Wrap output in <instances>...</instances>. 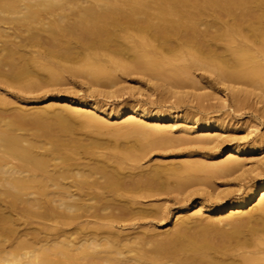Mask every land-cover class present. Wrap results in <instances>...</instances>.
<instances>
[{"label": "bare ground", "instance_id": "bare-ground-1", "mask_svg": "<svg viewBox=\"0 0 264 264\" xmlns=\"http://www.w3.org/2000/svg\"><path fill=\"white\" fill-rule=\"evenodd\" d=\"M44 40L42 49L28 50ZM172 51L177 55H171L173 59L164 54ZM124 56L130 63L122 60ZM180 58L182 68L177 65ZM193 70L214 75L231 92L237 108L250 95L264 103V0H0V77L7 72V77L19 81L15 90L67 87L64 77L60 80V72H66L85 81L89 93L99 95L107 91L102 87L117 84L118 71L183 85ZM39 72L47 74L49 84L32 79ZM157 82L163 91L176 95L172 104L176 111H153L139 104L109 109L86 97L61 96L38 102L32 111L37 115L29 120L32 114L27 116L24 103L0 96V264H264V174L227 208L208 207L206 199L213 195L205 191V182L200 192L205 197L193 203L199 210L185 216L186 207L176 209V225L164 235L155 234L149 220L145 226L137 223L165 218L163 206L148 211L142 205L171 193L174 180L183 189L197 175L208 179L243 175L244 162L233 157L249 153L220 134L225 128L221 117L202 121L195 116L214 111L202 106L207 96H198V113L189 116L179 110L182 97H177V90L172 93V84ZM243 83L257 84L261 90L245 91ZM217 99L219 109L225 108L226 96ZM9 106H15L13 113ZM55 106L63 112L45 122L44 115ZM68 118L81 119L82 128L96 135L104 130L112 131L114 138L136 134L140 144L130 148L117 139H95L101 136L80 139L76 130L82 128L74 130ZM114 123L132 132L123 135L112 128ZM166 124L179 127L181 137L167 138L171 129H163ZM190 130L199 136L190 138ZM212 133L213 138L202 137ZM172 143L213 144L214 158L227 159L187 161L177 167L163 164L166 168L157 165L145 171L149 162L144 166L142 162L148 154ZM194 194L178 203L187 206ZM29 214H43L49 224L34 223ZM217 222L240 233L233 232L237 234L232 238L220 232L216 238Z\"/></svg>", "mask_w": 264, "mask_h": 264}, {"label": "rangeland", "instance_id": "rangeland-1", "mask_svg": "<svg viewBox=\"0 0 264 264\" xmlns=\"http://www.w3.org/2000/svg\"><path fill=\"white\" fill-rule=\"evenodd\" d=\"M46 41L47 40H44L43 44H41L40 46H38V45L29 46L28 50L34 51V50L42 49L43 46H46V43H47ZM33 47H34V49H32ZM36 47L39 49H35ZM172 52H174V51H172ZM164 54L169 56V57L171 55H174L175 57L177 56V55H175L176 52H174L173 54L171 52H166ZM116 56H118V55H116ZM128 57L129 56H124V57H122V60L124 59V60H126L125 62L130 63V61H129L130 58H128ZM171 57L173 59V56H171ZM178 58L179 57H177V60H178ZM180 60H181V58H180ZM183 60H184V58H182V60L179 62L180 64L176 61L173 63H178L177 64L178 67L182 68L183 62H184ZM53 61L55 62L56 60H53ZM60 63L63 64L64 62L61 61ZM69 65H73V64H69ZM173 65L177 66L176 64H173ZM180 65H182V66H180ZM178 67H177V69H179ZM39 73L40 74H37L36 76H32V79L34 80L33 77H35V81L38 82V84L39 83L40 84H43V83L49 84L50 82H49V80H47L48 78H46V77H48L47 74H45L44 72L43 73L39 72ZM6 74H7V72H4V74H2L3 76L1 75L2 77H0V80H1L0 81V96H6L8 99L12 98L13 100H15V98H16L15 101L20 102V103H24L26 106L23 109L28 114V115L27 114L26 115L29 116L30 114H32V115H30L31 119L29 118V120L35 119L37 114L35 112H32V111H34V108L38 107V104H40L43 101L45 102V100H50L52 98H57V97H61V96L62 97H65V96L66 97H70V96L86 97L88 99L95 100L99 104H101V105H103L109 109H117V108H121V107L122 108L124 107V109H127L125 107L129 108V106H131L133 104H139V105L144 106V108H146L148 110H153V111H156V110H159L162 112L168 111L169 113L176 111V109L173 108L174 105H172L175 102V96L176 95H173L171 93L170 94L166 93V92H168V90L163 91L164 90L163 87L161 88L160 85L156 86L154 83L155 81L156 82L158 81L156 83L157 85L161 84V85H164L166 87L169 86L168 83L172 84L169 86L172 88V90L170 89L172 91V93H174L173 90L175 92L177 90V93H176V94H178L177 97H179V96L182 97L181 100H182L183 104L179 105V108H180L179 110H181V113H186V114L190 113L189 116H191V115L194 116L195 114L198 113V108L201 104V103H199V101L197 99L198 96L200 97L201 95H204V96L208 97V98L204 97L205 100L202 101V103L204 105L202 104V106L207 105V107L208 106L212 107V110L214 109V111H208V114L206 116L202 115L200 113H198L195 116L197 118L199 117L200 120H202V117H203V119H204V117H205V119L209 118L210 119V120L208 119L209 121H213L216 119L220 120L219 117H221V119H223L221 122L222 124L220 123V121H218L217 123L218 124L220 123L221 126H224L223 123L225 124L224 131L220 132V134H222V136H223V134H224V136L226 135V137L230 143L226 142V141H224V143H226V144L229 143L230 145L231 144H234V145L237 144V145H240L241 147L242 146L245 147V149H247L249 151V153L246 154L245 156H240V157L234 156L233 157L234 159L238 158L244 162V165L246 168V169L244 168L245 173L242 175V173L240 174V172H239L237 174L235 173L234 174L235 176L234 175H231L228 177L221 176V177L210 178V179L206 178V176H204V175H197L194 179H192L194 181V183L191 180V184H189L190 183V181H189L188 183H186L187 185L183 189H178V187L176 185L177 183L175 182V180L172 182L173 184L171 183L172 180H170L169 182L171 183V186H169V189H170L171 193L169 192L168 194L167 193L161 194L158 197V199L156 198V200H151L149 202L145 201L143 203L144 206L142 205L143 209L145 207L146 209H144V210H148V211H154L156 209V208L155 209L153 208L154 206H163V209H165V212H167L166 215H164L165 218H163L162 221L156 219V221H154V222H151V220L149 218H145L142 220L144 222H142V221H141V223L137 222V223H139V225L145 226V225H148L147 220H149L150 222H148V223H149V225L151 223L152 226L154 227V231H156V232H154V231L153 232L155 234L157 232H158V234L161 232V234L164 235L166 232H169L168 231L169 229H171V228L173 229V227L176 225L175 219L177 220V216H175L176 215L175 212L176 211L178 212V210H179L178 208L184 206L188 209L187 210V209L183 208V213H185L184 214L185 216L192 215L194 212L198 211L199 209L197 207H195L196 205H194V204H195V202L202 200V198L205 197V195H202V193H200V192L203 191L206 184L207 185H206L205 191H207L208 193L213 195V198H210L209 200L206 199V203L208 204V207L209 208H212V207L216 208V207H214L216 205L217 206H225L226 205L225 207L227 208L230 204H235L236 200L238 201V199H240L241 196H243V194L249 189V187H252L257 182L259 176L264 174V160H262L263 162L261 161L260 163L257 162L259 160V158L260 159H261V157L264 158V110H262V108L264 109L263 100H261L258 97H255L254 95L253 96L250 95V96H248V99H246L245 103H243L244 105L242 104L241 106H238V108H237V106L234 105V103L232 101V98H231L232 94H230L231 92L225 91L224 88L220 84H218L217 80H215V76L211 75L205 71L193 70L191 72V75H190V76L193 75L190 78L193 82L190 79H186L187 81L183 80L184 81L183 85H182V83L181 84L179 83V85H175L178 83H176V82L173 83V82L165 80V79L163 80V78H161V80L160 79L154 80L152 77L151 78L146 77V75L143 77V75H140V74H138V75L132 74L133 76L130 75L128 77L127 75L122 74L118 71L115 73L116 78H118L117 84H115L113 87H102L101 91H103V90H105V91L107 90V91L106 92L104 91L105 93H102L99 95L96 93L95 94L89 93V91L87 89V84L85 81L78 78L77 76H73V75L68 74L66 72H63L62 73L63 75L60 72V75H61L60 80H62L63 79L62 77H64L65 80H62V82L64 81V83L67 84V87H66V85H64V87L63 86H56L55 88L53 86H52L53 88L52 87L50 88L48 86V87H46L47 89L43 88V90L41 89L40 91L38 90L35 92H30V93H24V92L15 90L17 86L15 87L14 85L19 84V81L15 80L13 78L10 79L9 77L6 76ZM57 74L59 75V73H57ZM28 77H30V76H28ZM30 79H31V77H30ZM195 80H197L198 82L200 81L199 82L200 84H197ZM7 83H9L10 85L9 84L7 85ZM165 83H167V84H165ZM44 84H43V86H45ZM173 84H174V86H173ZM233 86H234V84H233ZM14 87H15V89H14ZM234 87H237L238 89H241L243 87L242 88L243 90L247 89L245 91H248L251 89L250 91L254 90L255 93H258L257 90H261V88L257 84L256 85L253 84V86L251 84L248 85V83L244 84L242 86L240 84L241 88L238 86V84H237V86L235 84ZM170 90H169V92H170ZM113 92H115V93H113ZM107 93H109V94H107ZM186 93H187V95H186ZM172 96H174V98ZM223 96H226L227 104H226L225 108L219 109V107H218L219 100L217 98H221ZM246 98H247V96H246ZM164 99H165V101H164ZM206 100H208V101H206ZM261 101H262V103H261ZM234 106H236V107H234ZM13 107H15V106H13ZM13 107L9 106L6 108H8V110H10L11 113H13V110L15 109L14 108L13 110H11ZM6 108H4V109L2 108L3 110H1V111H4L5 114L7 113L5 111ZM60 108H59V106L58 107L55 106L54 109L47 112V115H44V118H45V119L43 118L44 121L47 123H51V122L55 121L54 118L55 117L57 118L63 112L62 108L61 109ZM11 113H10V115H11ZM14 113H15V111H14ZM202 113H203V111H202ZM54 114L55 115L58 114V116H55ZM48 115L50 118H48ZM190 118H192V117H190ZM68 119L69 120L67 122L70 124V126L73 127L74 130L79 128V127L82 128V124L80 123L81 119L80 120L75 119V118H68ZM74 119L77 121H75ZM113 127H117L118 132H122V134L123 133L127 134L128 131L130 133L132 132L125 126L124 127H120V126L118 127L117 123L112 124V128ZM171 127H172L171 124H169V125L166 124V126L164 125V127H162L163 129H167L168 131L171 129V132L169 131V133H166V135L169 136L167 138H169V139L170 138H172V139L180 138L181 136L178 135V132H176V131H178L177 129H179V127H173L174 130ZM126 129H128V130L126 131ZM74 130H72V132ZM81 130L80 129L76 130L78 132L80 131L79 133L75 132V131L73 132L75 135H76V133H78L79 135L78 134L77 135L79 136L78 138H80V139L81 138L91 139V138H94L96 136L97 137L101 136V138L98 137L95 139H99V140L103 139L102 141L109 140V142H112L110 140L117 139V142H119V144L121 143L120 145H122V146L124 145V146L130 147V148H137V146H139L140 141H141L136 134H133L130 137H129L130 134L128 135V137L124 136L126 138H123V136H122V138H120V137H117V135H116L117 138H114L115 134L109 130H104L105 132L101 131L102 132L101 135L94 134L95 132H93L92 130L88 131L86 129H83L85 132L81 131ZM106 131H108L111 136H107L104 138V136L109 134V133H106ZM229 131H230L231 135H229ZM81 132H83V134H81ZM118 132H116V133H118ZM190 132H191L190 138L191 137L194 138V137L199 136L196 132L194 133L192 130H190ZM89 133H93V135L92 134L89 135ZM104 133H106V134H104ZM170 133H172L173 136ZM125 134H123V135H125ZM136 136H137V138H136ZM204 136H205V138L215 137L214 133L202 135V137H204ZM230 136L232 137V140H229V139H231ZM234 136H235V139L233 138ZM109 137H111L112 139ZM172 141L174 142V140H172ZM174 143H172L171 146L168 144L169 147H172L175 145L172 148H169L167 145L168 148L166 147L167 148L166 150L164 149L165 147L164 148L161 147L162 149L155 148V151H151L148 154V156L144 159V161L142 162L143 166H144V164L149 162L145 166L146 168L144 170L146 171L147 167L149 169L150 166L157 167V165H158V167H160V166L162 167L164 165L165 166L170 165L172 167H177V166L182 165L181 163H185L187 161H193V162H200V161L206 162L207 161V162H210L211 160H215L216 162H219V161H223V160L227 159V156H220V158H217V157L214 158L215 153H217L216 152L217 148H214L213 144L209 145V146L200 147L198 145H196V146L193 144L191 145L190 143L179 144L177 146L178 143H176V144H174ZM224 143H221L222 146L224 145ZM134 146H136V147H134ZM222 146L220 145L219 148H222ZM252 146H253L254 150L251 149ZM255 146H257V147H255ZM249 147H250V149H249ZM250 150H251V152H250ZM211 153L212 154L214 153V154L212 155ZM210 155H211V157H210ZM165 166L163 168H166ZM246 170H248L249 172H247ZM204 183H205V185L203 187ZM168 185H170V184H168ZM191 185H192V187H190ZM171 187H174V188H171ZM181 190H183V191H181ZM194 190H196V191H194ZM179 191L182 192L181 193L182 195H180ZM189 191H190V193H188ZM191 193H195V194L191 195L190 200H188L186 202L187 206L181 205V203H178V201H180L181 199H185ZM175 194H176V196H175ZM198 194H200V196ZM215 194L218 195L219 198L215 199L214 197H217ZM183 195H184V197H183ZM1 202H0V204H3ZM256 202H258V200ZM178 204H179V206H177ZM191 204H193L195 208L193 207V205L191 206ZM176 209H178V210H176ZM137 210H139V209L137 208ZM28 219L34 223L49 224V221H47V217L43 214L41 216H40V214H39V216H38V214H29ZM171 224L174 226H172ZM210 224L213 225V223H210ZM221 225H223V223H221V222L214 223L215 228L214 227L213 228L216 232L215 231L213 232V233H215V234H213V236L216 237V234H217L216 238H218V236L221 235L220 232H223V233L225 232L226 235H228L229 237H232V238H235L236 237L235 235L237 234L236 233L234 235L233 232H239L240 233V231H236L235 228L232 229V227L228 226L227 224H226L227 225L226 227H223V226H225V224H224L222 226L223 228L220 227ZM33 227H37V226L36 225L34 226V224H33ZM137 231H139V229ZM141 231L142 230L140 229V232ZM245 231L246 230H244V229L241 231V232H243L242 233L243 236L246 235V233H244ZM153 232H152V234H153ZM163 235L161 236V238L163 237ZM158 239H160V238H158Z\"/></svg>", "mask_w": 264, "mask_h": 264}]
</instances>
